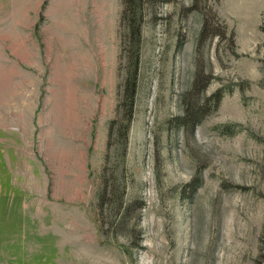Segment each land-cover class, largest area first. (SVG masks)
Instances as JSON below:
<instances>
[{"label":"rangeland","instance_id":"obj_1","mask_svg":"<svg viewBox=\"0 0 264 264\" xmlns=\"http://www.w3.org/2000/svg\"><path fill=\"white\" fill-rule=\"evenodd\" d=\"M124 7L0 0V264H264V0H142L126 150Z\"/></svg>","mask_w":264,"mask_h":264},{"label":"trees","instance_id":"obj_2","mask_svg":"<svg viewBox=\"0 0 264 264\" xmlns=\"http://www.w3.org/2000/svg\"><path fill=\"white\" fill-rule=\"evenodd\" d=\"M123 3L125 7L122 13V21L127 24L129 30L124 39L123 52L125 55L127 54L129 62L126 65L122 99L118 104L119 117L111 121L110 134L113 135L116 127L119 126L121 142L124 150H126L137 95L143 12L142 0H123Z\"/></svg>","mask_w":264,"mask_h":264}]
</instances>
